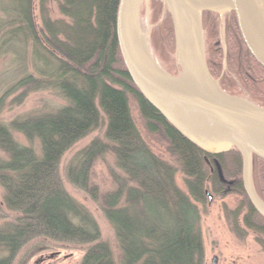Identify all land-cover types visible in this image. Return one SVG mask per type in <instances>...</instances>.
Wrapping results in <instances>:
<instances>
[{"label":"trees","instance_id":"1","mask_svg":"<svg viewBox=\"0 0 264 264\" xmlns=\"http://www.w3.org/2000/svg\"><path fill=\"white\" fill-rule=\"evenodd\" d=\"M118 1L0 0V50L17 43L30 45L36 74L25 75L11 89L50 90L66 102L54 113L14 121L9 127L0 121L2 205L12 215L0 225V264H16L27 246L36 253L48 243L83 247L79 264H204L198 204L204 203L208 184L222 189L216 162L224 178L234 182L232 189L243 196L241 223L257 235L264 251V219L245 195L238 151L204 153L169 125L128 78L115 38ZM153 1L165 9L162 2ZM52 3L59 18L51 17ZM203 14L212 18L205 42L211 77L226 94L243 98L244 92L248 101L264 108V69L244 48L231 16L226 20L224 49L217 16ZM166 16L165 33L173 50L166 47L163 57L174 71L166 72L175 76L173 27L167 11ZM129 96L147 131L165 138L174 164L154 154L140 136L130 115ZM102 126L104 138L94 139L74 156L66 179L99 207L114 232L116 258L92 215L66 192L59 173L63 155ZM12 131L28 146L20 145ZM104 156L114 162L113 188L100 194L91 185V172ZM178 173L185 192L176 183ZM252 181L264 202V161L256 157Z\"/></svg>","mask_w":264,"mask_h":264},{"label":"water","instance_id":"2","mask_svg":"<svg viewBox=\"0 0 264 264\" xmlns=\"http://www.w3.org/2000/svg\"><path fill=\"white\" fill-rule=\"evenodd\" d=\"M144 1L119 0L117 4L115 38L128 78L169 125L204 153L217 156L238 151L245 195L264 219V202L252 181L253 157L264 161V108L226 94L211 77L201 26L202 13L231 14L241 43L264 69V0H162L173 27L177 76L163 70L145 44L139 23ZM215 165L220 183L232 186ZM217 261L213 257L211 264Z\"/></svg>","mask_w":264,"mask_h":264},{"label":"rangeland","instance_id":"3","mask_svg":"<svg viewBox=\"0 0 264 264\" xmlns=\"http://www.w3.org/2000/svg\"><path fill=\"white\" fill-rule=\"evenodd\" d=\"M159 1L162 2V0ZM49 8L51 17L59 18L55 4L52 3ZM0 16L3 17L1 12ZM34 16L39 30L41 23L37 7L34 9ZM216 16L220 42L225 49L227 18L224 17L225 14ZM211 19L204 14L201 16L204 44L207 41L208 26ZM166 20V9H158L153 0L143 2L139 13V23L145 44L158 65L163 70L166 71L167 68L169 72L173 73L174 71L167 67L166 59L163 57L164 49L169 47L168 37L165 33ZM168 50H173L172 46ZM33 65L30 45L24 46L17 43L4 48L2 51L0 50V121L7 127L14 121L54 113L66 104L62 97L50 90L33 91L30 86L20 87L16 90L11 89L25 75L34 74L36 76ZM176 68H178V72L175 76L180 72L177 62ZM241 97L247 100L246 93L242 92ZM128 106L133 123L146 145L158 157L174 164L173 158L167 152L165 138L160 134H152L147 131L137 104L130 96L128 97ZM12 135L20 145L28 146L20 134L12 131ZM103 138L104 126L76 142L63 155L59 165V173L66 192L92 215L99 227L101 239L109 245L116 258L118 257V249L114 232L99 207L85 193L69 184L66 179V168L74 156L94 139ZM0 157H4L2 153H0ZM113 169L114 162L110 156H104L94 163L91 172V185L96 187L100 194L112 190L113 183L110 172ZM226 181L234 183L231 179H226ZM176 183L181 190L186 191L180 173L176 176ZM205 192H208L211 198L209 199V196L205 194L204 203L198 204L204 264H211L213 257H217V264H264V251L257 243V235L247 230L240 220L244 214V210L241 208L243 196L233 190L232 186L227 187L223 184L219 191L208 184ZM2 195L3 192L0 188V225L12 218V215L2 205ZM237 212L240 214L235 221ZM236 224L237 229L234 226ZM30 248L31 246H27L21 251L16 264L19 262H24V264H79L84 252L83 247L52 243L46 244L41 252L31 253Z\"/></svg>","mask_w":264,"mask_h":264},{"label":"flooded vegetation","instance_id":"4","mask_svg":"<svg viewBox=\"0 0 264 264\" xmlns=\"http://www.w3.org/2000/svg\"><path fill=\"white\" fill-rule=\"evenodd\" d=\"M229 15L231 16V19L233 20V18H232V15H231V14H228V13H226L224 17H225V18H228V16H229Z\"/></svg>","mask_w":264,"mask_h":264}]
</instances>
